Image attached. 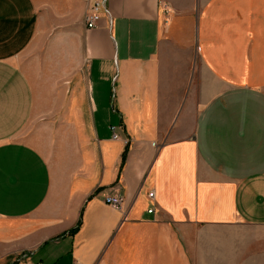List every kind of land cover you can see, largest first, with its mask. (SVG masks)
Wrapping results in <instances>:
<instances>
[{"label": "crops", "instance_id": "obj_1", "mask_svg": "<svg viewBox=\"0 0 264 264\" xmlns=\"http://www.w3.org/2000/svg\"><path fill=\"white\" fill-rule=\"evenodd\" d=\"M92 1L0 0V264H264V0Z\"/></svg>", "mask_w": 264, "mask_h": 264}, {"label": "built area", "instance_id": "obj_2", "mask_svg": "<svg viewBox=\"0 0 264 264\" xmlns=\"http://www.w3.org/2000/svg\"><path fill=\"white\" fill-rule=\"evenodd\" d=\"M105 1L106 0H93L85 14H84V25L86 28H94L97 26L98 21L100 17L102 16V13H105L106 7H105ZM110 135L112 139H117L118 135L115 132V127L110 126ZM147 197L152 199L153 198V192L152 190L147 192ZM103 202L115 209L121 210L122 208V198L114 195V194H108L103 197ZM151 210H147V212H150Z\"/></svg>", "mask_w": 264, "mask_h": 264}, {"label": "trees", "instance_id": "obj_3", "mask_svg": "<svg viewBox=\"0 0 264 264\" xmlns=\"http://www.w3.org/2000/svg\"><path fill=\"white\" fill-rule=\"evenodd\" d=\"M126 151H127V145H124V147L122 149V152H121V155H120V162H119V166H118V171H120L122 166H123V162H124V159H125ZM78 226H79V219L76 222V224L72 228H70L68 230V234L73 233L78 228Z\"/></svg>", "mask_w": 264, "mask_h": 264}, {"label": "rangeland", "instance_id": "obj_4", "mask_svg": "<svg viewBox=\"0 0 264 264\" xmlns=\"http://www.w3.org/2000/svg\"><path fill=\"white\" fill-rule=\"evenodd\" d=\"M101 18V17H100ZM30 125H31V121L30 122H28V124L24 127V129L22 130V132L20 133L21 134V136H24L25 135V133H28V132H30Z\"/></svg>", "mask_w": 264, "mask_h": 264}]
</instances>
